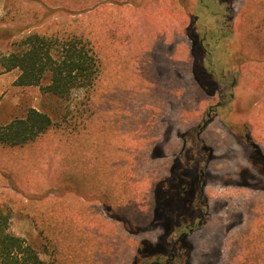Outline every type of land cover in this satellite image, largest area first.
<instances>
[{"label":"rangeland","instance_id":"obj_1","mask_svg":"<svg viewBox=\"0 0 264 264\" xmlns=\"http://www.w3.org/2000/svg\"><path fill=\"white\" fill-rule=\"evenodd\" d=\"M171 3L172 0H37L30 33L58 37L70 34L81 36L92 45L99 61V76L94 86L88 90L74 89L63 100L52 94H44L45 80L36 86L19 87L14 81L5 80L2 86L0 125L24 115L36 93L38 109L46 112L54 122H62L63 127L69 125L71 128L69 132L48 130L27 146H0V158L6 161L0 162V204L11 210L8 230L39 250V256L44 261H48L49 256L42 252L43 242L29 215L31 210L40 208L57 213L71 236L78 232L77 223L81 227L91 223L81 199L87 201L94 196L99 207L105 208L103 202L106 201L110 205L107 207L116 211V203L113 202L120 195V188L125 185L135 188L139 185L142 173L139 151L136 149L141 140L140 128L144 123V115H148V111L157 114L161 99H167L174 92L176 95L174 90L178 83L189 81L191 53L188 55L182 47L176 46L178 36L171 37L172 28L179 27L178 35L183 38L184 25L188 19L182 11L175 10ZM12 7H15V2L9 4V8ZM236 8L239 9L238 35L242 37L244 50L249 51L251 56L264 58V0H238ZM8 12L5 21L14 18V12ZM167 18L172 20L170 25V19ZM251 21L252 25L249 26ZM13 30L18 31L20 28L15 27ZM11 35L6 32L0 34L3 50L10 45V51H16L20 38L28 33L19 39H11ZM254 66L264 70V63ZM189 85L195 91L196 84L190 81ZM191 108V111L181 110L178 120L181 129L200 122V106ZM72 109L78 114L87 111L79 115L78 120L69 116L66 119L63 114ZM263 121L264 111L255 122ZM76 122L78 126L74 124ZM75 130H79L78 133ZM260 134L264 136L261 130ZM166 144L171 145L168 142ZM132 150L136 156L132 155ZM11 154L13 156L9 158ZM134 173L135 177L129 182L126 177ZM249 192L247 189H227L223 192L228 198L223 203L225 206L215 211L224 220L226 217L231 220L237 213H243L244 229L234 233L239 240H233L234 243L227 247L226 255L233 260V264H240L238 260L241 258L244 262L251 260L257 253L255 244L247 237H264V218H261L264 216V197ZM31 194L45 195V198L37 204L28 199ZM213 195L221 194L215 190ZM122 197L125 198L124 195ZM59 207L61 213L57 210ZM251 219L252 227L249 228L247 224ZM148 220L147 216L143 221L148 223ZM116 223L119 231L109 247L82 235L80 238L83 241L78 237L71 239L68 250L79 249L84 252L79 253L81 257L91 256V260L79 258V262L82 259L90 264H125L121 255L130 254L138 244L135 246L122 224ZM140 227H136L138 234L147 233ZM204 230L208 231L209 227L202 228ZM207 233L212 232L209 230ZM215 245L221 247L222 243ZM215 245L210 247L204 242L198 243L197 250L205 251L209 258L202 259L201 254L195 253L188 264H223L225 251H222L220 258V251ZM101 251H111L113 255L99 258L98 253ZM147 255H151L150 252Z\"/></svg>","mask_w":264,"mask_h":264},{"label":"flooded vegetation","instance_id":"obj_2","mask_svg":"<svg viewBox=\"0 0 264 264\" xmlns=\"http://www.w3.org/2000/svg\"><path fill=\"white\" fill-rule=\"evenodd\" d=\"M177 2L188 19L183 31L191 53L189 81L161 99L157 114L144 115L136 149L142 178L112 216L138 244L131 264H188L195 253L206 260L208 254L196 248L201 242L222 243L215 245L222 258L228 231L243 222L242 212L231 220L216 215L228 200L223 192L264 191V121L255 122L264 111V70L254 66L264 58L247 55L237 37L208 36L196 11L202 0ZM191 102L201 108L200 122L181 129V110L191 111ZM126 179L131 182V174ZM136 227L147 233L138 234Z\"/></svg>","mask_w":264,"mask_h":264},{"label":"trees","instance_id":"obj_3","mask_svg":"<svg viewBox=\"0 0 264 264\" xmlns=\"http://www.w3.org/2000/svg\"><path fill=\"white\" fill-rule=\"evenodd\" d=\"M225 1L214 0L213 3L208 4L205 0H202L196 10L199 13L198 19L208 29V36L215 35L211 34V32H217L216 39L237 37V40L242 44V37L238 35L239 21L237 16L239 9L236 8L238 0H233L230 3ZM250 25H252V21ZM18 47L16 51L0 55V64L4 70L8 71L15 67L20 69L21 74L15 81L19 85H38L45 80L46 84L43 86V91L52 94L59 100L68 97L69 93L74 89H90L94 86L95 80L99 76V61L94 54L92 45L81 36L70 34L58 37L33 32L25 35L19 41ZM245 53L251 55L249 51H245ZM86 111L84 110L81 114H78L76 110L72 109L67 110L63 115L66 119L69 116L78 120L79 115H83ZM74 124L76 126L79 125L77 122ZM51 129H59L63 132L71 130L69 125L63 127L62 122H54L46 112L30 107L24 115L0 125V146L22 147L29 145ZM75 131L78 133L79 130ZM134 177L135 173L131 175V179ZM253 195L264 197V191H257ZM98 197L100 198L101 196ZM44 198L45 195L41 197L37 194H31L28 197L29 200H34L37 204L43 201ZM117 202L118 200L115 201V203ZM103 203L105 208L103 207L98 212V217L93 221L92 218H89V221L92 222L86 227H81L77 223L78 232L71 236L68 233L67 226L61 224L62 218L57 213H51V210L40 208L31 210L29 215L39 231L43 242L42 245L44 246H42L44 248L42 252L49 256L48 261L41 259L39 250L27 243L22 237L9 232L8 225L11 210L8 207L4 208L0 204V264H90V262H84L82 259L91 260V256L83 255L81 257L79 253L84 252L79 249L68 250V246H70L74 238L86 235V239L93 242L99 239L97 242L109 247L113 238L109 236L111 223L106 218L109 217L112 220V224L113 220L114 222H117V220L112 217L113 210H107L109 208L107 206L110 205L106 201ZM261 218H264V216ZM251 221L253 222L252 219L248 220L247 226L249 228L252 227ZM244 224L235 229L229 236L228 242L224 244L225 258L222 260L223 264H233V260L226 255L227 247L228 244L234 243L232 242L233 240H239L235 234L238 231H243ZM260 231L261 228L259 229ZM247 239H251L252 244H255L257 253L253 255L251 260L246 262L241 258L238 260L240 264H264V237H247ZM79 240L83 241L82 238ZM79 258H82L81 262H79Z\"/></svg>","mask_w":264,"mask_h":264},{"label":"crops","instance_id":"obj_4","mask_svg":"<svg viewBox=\"0 0 264 264\" xmlns=\"http://www.w3.org/2000/svg\"><path fill=\"white\" fill-rule=\"evenodd\" d=\"M11 2H15V7L14 8L12 7V9L9 8V4ZM36 3H37V0H0V34H3L4 32H6V34L9 35V34L12 33L11 39H13L15 37H17V39H19L21 35H25V33L29 34L31 32L30 29L33 27L32 25L34 24V20H35L34 13H35V10H36L35 9L36 8ZM171 5H172V7L175 10L181 11L180 5L177 2V0H172ZM157 8H159V7H157ZM8 11L12 12V13L14 12V18L12 20L5 21V17H7L6 14H7ZM30 11L32 12V15L30 14ZM9 12H8V14H9ZM167 19H170L168 21V23L170 25L172 23V20H171V18H167ZM15 27L16 28L19 27L20 30H18V31L13 30ZM179 33H180V28L179 27L178 28H172L171 37H173V36L177 37L178 36V38L176 39V46L179 47V48L182 47L184 50H186L187 47H188V41H187V39H185L184 36H183V38H182V36L180 37L178 35ZM21 39L22 38H20V40ZM165 42L166 41L164 40V43ZM172 43L174 44V40H172ZM3 49L0 46V52H2V55H5V54H8L9 52H12V51H10V49H11L10 45H8L7 49H5V50H3ZM13 71H16V72L13 75H9ZM20 74H21V70L20 69L15 67V68H13L11 70L5 71L3 66L0 64V95L3 93V87L2 86H3L4 81L6 80L8 82H13V81L15 82ZM15 85L17 87H19V86H36V85H19V84H15ZM43 92H44V94L48 93V92H45V91H43ZM48 94L51 95L50 93H48ZM32 98H33V103L31 105V107L37 109L38 111H40L38 109V103L36 102L37 99H38V95L36 93H34ZM25 146H27V145H25ZM50 153H52V152H50ZM47 155H49V153ZM12 156H13V154H11L9 158H11ZM9 158H7V160ZM0 162H6V161L0 158ZM120 191H121L120 195L116 199V201L118 200V202L116 204H115V202H113L115 204L116 208L118 207V205H121L120 203H124L125 198H123L122 195L125 196L126 193L129 195L130 188H126V191H125V187H123V188H120ZM254 194H256V192H254ZM92 197L93 198H88L87 201H84V200L81 199V201H82L81 205L83 207H85V210H84L85 213L87 214L88 217L92 218V221H93L95 218L98 217V215H99L98 212L101 209H103V206L99 207L98 206L99 204L97 203L95 197L94 196H92ZM247 203H249V201H247ZM57 210L62 211V209L60 207ZM106 219H107V221H109L111 223V225L109 226V228H110L109 236L114 239V238L117 237V232L119 231L118 228H116L117 223L114 222V220H113V224H112V220L109 217L106 218ZM243 224H244V218H243V222L240 224V226L243 225ZM240 226L233 227V228H231L228 231V234H227L228 240L230 239L229 236L231 235V233L235 229H238ZM119 234H121V232ZM130 238L133 240V243H135V246H137V243L134 241V239L132 237H130ZM227 242L228 241H226V243ZM129 245H130V243H129ZM134 253H135V250L133 249V250H131L130 254L121 255L122 258L124 259L125 264H128V263L131 264V261H132ZM110 255H113V253L111 251H108V252H105V253H103V252H99L98 253V257L99 258H105V257H108Z\"/></svg>","mask_w":264,"mask_h":264}]
</instances>
